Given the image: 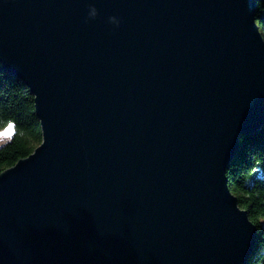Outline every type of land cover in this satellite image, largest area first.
I'll use <instances>...</instances> for the list:
<instances>
[{
	"label": "water",
	"instance_id": "water-1",
	"mask_svg": "<svg viewBox=\"0 0 264 264\" xmlns=\"http://www.w3.org/2000/svg\"><path fill=\"white\" fill-rule=\"evenodd\" d=\"M257 0H0L42 142L0 174V264H248L229 187L264 124Z\"/></svg>",
	"mask_w": 264,
	"mask_h": 264
},
{
	"label": "trees",
	"instance_id": "trees-1",
	"mask_svg": "<svg viewBox=\"0 0 264 264\" xmlns=\"http://www.w3.org/2000/svg\"><path fill=\"white\" fill-rule=\"evenodd\" d=\"M256 9V22L264 37V0L256 1ZM10 123L14 131L0 146V174L28 157L42 142L33 95L0 64V130ZM239 144L243 150L228 168L229 187L258 230L259 245L248 264H264V124L250 141L249 136L240 137Z\"/></svg>",
	"mask_w": 264,
	"mask_h": 264
},
{
	"label": "rangeland",
	"instance_id": "rangeland-1",
	"mask_svg": "<svg viewBox=\"0 0 264 264\" xmlns=\"http://www.w3.org/2000/svg\"><path fill=\"white\" fill-rule=\"evenodd\" d=\"M261 32V31H260ZM9 126H11V129L9 130ZM13 125L10 123L5 128L0 130V146L8 142L12 135H13Z\"/></svg>",
	"mask_w": 264,
	"mask_h": 264
},
{
	"label": "snow or ice",
	"instance_id": "snow-or-ice-1",
	"mask_svg": "<svg viewBox=\"0 0 264 264\" xmlns=\"http://www.w3.org/2000/svg\"><path fill=\"white\" fill-rule=\"evenodd\" d=\"M11 129V126H9V130Z\"/></svg>",
	"mask_w": 264,
	"mask_h": 264
}]
</instances>
